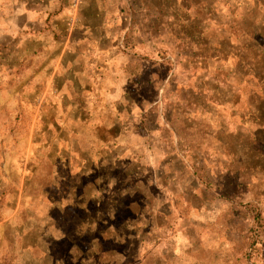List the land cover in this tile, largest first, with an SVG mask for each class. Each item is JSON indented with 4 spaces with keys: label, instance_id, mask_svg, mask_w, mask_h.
<instances>
[{
    "label": "rangeland",
    "instance_id": "rangeland-1",
    "mask_svg": "<svg viewBox=\"0 0 264 264\" xmlns=\"http://www.w3.org/2000/svg\"><path fill=\"white\" fill-rule=\"evenodd\" d=\"M106 1L124 128L0 60V264H264V0Z\"/></svg>",
    "mask_w": 264,
    "mask_h": 264
},
{
    "label": "crops",
    "instance_id": "crops-1",
    "mask_svg": "<svg viewBox=\"0 0 264 264\" xmlns=\"http://www.w3.org/2000/svg\"><path fill=\"white\" fill-rule=\"evenodd\" d=\"M108 16L106 0H0V60L21 55L28 71L37 65L48 94L67 97L64 108L100 110L103 131L124 128L132 100L128 93L116 99L108 86L117 57ZM106 141L103 152L110 150Z\"/></svg>",
    "mask_w": 264,
    "mask_h": 264
},
{
    "label": "trees",
    "instance_id": "trees-1",
    "mask_svg": "<svg viewBox=\"0 0 264 264\" xmlns=\"http://www.w3.org/2000/svg\"><path fill=\"white\" fill-rule=\"evenodd\" d=\"M251 38H253V42L256 45V47H261V53L259 54V56L257 58H253V65H252V75H253V80L257 83L260 84L261 81H264V59L262 60V58L264 57V35L263 33H261V30H257L256 32H254V34L251 36ZM260 39L262 43L258 42L257 39ZM258 62H260V64L262 65V68L259 67V69H257L258 67ZM263 97L264 100V83L262 84L261 87V95ZM260 217H262V213L259 214ZM4 264H12L11 262H6Z\"/></svg>",
    "mask_w": 264,
    "mask_h": 264
}]
</instances>
